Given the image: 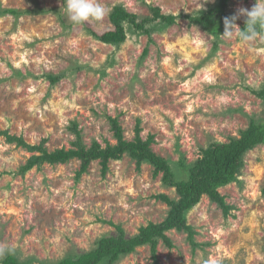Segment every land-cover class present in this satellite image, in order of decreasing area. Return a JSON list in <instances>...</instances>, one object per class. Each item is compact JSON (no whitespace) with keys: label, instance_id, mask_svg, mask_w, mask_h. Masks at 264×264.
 Here are the masks:
<instances>
[{"label":"rangeland","instance_id":"obj_1","mask_svg":"<svg viewBox=\"0 0 264 264\" xmlns=\"http://www.w3.org/2000/svg\"><path fill=\"white\" fill-rule=\"evenodd\" d=\"M99 2L109 10L101 21L74 25L64 0H0V133L30 145L46 141L54 152L73 148L76 128L87 148L94 141L105 148L116 145L111 119L127 141L141 120L142 139L153 137V152L185 179L212 144L240 138L251 120L264 121V99L253 93L264 88V40L225 39L224 25L215 35L186 18L217 0ZM255 2L230 0L227 17ZM116 6L139 24L153 20L154 8L178 18L174 25L154 19L145 30L127 21V40L105 44L93 33L114 30ZM245 22L236 20L241 30ZM31 156L0 134V244L15 249L19 264H57L89 252L99 239L117 235L108 223L134 237L166 219L170 207L156 196L179 199L153 166L138 169L129 155L111 160L105 176L92 162L80 179L77 159L19 174ZM218 191L228 215L208 196L187 214L200 244L195 252L186 232L172 230L173 247L160 241L156 258L146 245L116 264H264V144L245 155L235 179Z\"/></svg>","mask_w":264,"mask_h":264},{"label":"trees","instance_id":"obj_2","mask_svg":"<svg viewBox=\"0 0 264 264\" xmlns=\"http://www.w3.org/2000/svg\"><path fill=\"white\" fill-rule=\"evenodd\" d=\"M229 2L230 0H217L216 4L207 12L186 18L218 35L223 30L221 28L223 27V19L227 17ZM152 11L154 14L153 20L149 19L139 24L137 23L136 15L128 13L122 6H116L110 16L114 30L102 35L96 33H93V35L105 44L118 45L127 40L124 24L127 21H131L137 28L145 30V23H151L154 19L168 25H174L178 18L177 16L162 15L158 8H154ZM2 12L13 16L21 15L16 10H3ZM253 93L256 97L264 99V88L260 91H253ZM141 123V120H137L135 138L133 141H127L119 121L111 119L116 145L113 146L107 143L105 148L96 141L87 148L83 143L81 132L75 128L76 141L72 144L73 148L68 150L65 148L58 149L54 152H49L45 148L46 141H43L40 145H30L21 137L10 135L8 132L0 133L7 138L8 142L16 143L32 153L26 165L21 167L19 171L21 175H25L34 167L41 168L46 163L50 165L65 164L77 159L81 162V169L77 174V179H80L82 174L88 171L91 163L96 161L100 162L102 174L105 176L111 160H120L123 156L129 155L131 159L136 161L138 169L144 163L150 164L154 167L155 177L162 174L164 186L176 189L178 200H172L164 194L155 197L170 207L168 215L163 222L159 224L150 223L140 228L138 234L131 238H126L125 231L120 226L108 223L117 230L116 236L103 237L97 241L95 249L76 257H66L57 264H103L104 262L116 264L121 257L132 254L137 248L146 245H150L153 257L156 258L160 241H163L169 248L173 247L171 240L167 236V233L172 230L186 232L188 241L193 252H195L200 248V244L196 242L194 228L188 224V212L195 208L204 196H208L212 202L219 204L226 215H228L229 207L225 204V200L218 189L235 179V175L242 168L244 157L248 152L264 144V121L257 123L251 120L249 127L242 132L240 138L229 143H215L206 149L204 156L188 167L187 178L181 179L173 173L167 160L153 152L151 146L154 143V138L142 139ZM2 264L19 263L16 258L9 255L2 261Z\"/></svg>","mask_w":264,"mask_h":264},{"label":"clouds","instance_id":"obj_3","mask_svg":"<svg viewBox=\"0 0 264 264\" xmlns=\"http://www.w3.org/2000/svg\"><path fill=\"white\" fill-rule=\"evenodd\" d=\"M108 9L99 0H64V12L70 22L80 25L91 21H101L107 14ZM246 17L245 28L241 30L236 20ZM224 30L220 35L230 39L237 35L239 39L249 45L258 40H264V0H256L251 10L240 8L236 15L223 19ZM15 249L11 246L0 244V260L5 256L14 254ZM204 264H211L205 261Z\"/></svg>","mask_w":264,"mask_h":264}]
</instances>
